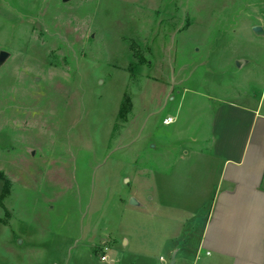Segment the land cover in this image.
I'll use <instances>...</instances> for the list:
<instances>
[{"label":"rangeland","instance_id":"374dc122","mask_svg":"<svg viewBox=\"0 0 264 264\" xmlns=\"http://www.w3.org/2000/svg\"><path fill=\"white\" fill-rule=\"evenodd\" d=\"M255 25L264 0H0V264H73L101 162L264 102Z\"/></svg>","mask_w":264,"mask_h":264},{"label":"crops","instance_id":"0c3cea01","mask_svg":"<svg viewBox=\"0 0 264 264\" xmlns=\"http://www.w3.org/2000/svg\"><path fill=\"white\" fill-rule=\"evenodd\" d=\"M206 98L207 125L153 146L165 155L100 163L73 264H264L262 95L218 99L213 111Z\"/></svg>","mask_w":264,"mask_h":264},{"label":"water","instance_id":"95a60500","mask_svg":"<svg viewBox=\"0 0 264 264\" xmlns=\"http://www.w3.org/2000/svg\"><path fill=\"white\" fill-rule=\"evenodd\" d=\"M64 2H67L69 0H63ZM253 31L257 34H262L264 32L263 28L259 25L253 26ZM10 53L7 50H1L0 51V65L9 57ZM242 64V60H237L236 65L240 66ZM131 203H136V200L134 198L131 199ZM174 261L171 260L169 264H173Z\"/></svg>","mask_w":264,"mask_h":264},{"label":"built area","instance_id":"2783aa9c","mask_svg":"<svg viewBox=\"0 0 264 264\" xmlns=\"http://www.w3.org/2000/svg\"><path fill=\"white\" fill-rule=\"evenodd\" d=\"M173 121V118L171 116H167L166 118H164V123L169 124ZM106 250L107 247L104 246L103 250L101 252H99V255L101 257L102 260L106 259Z\"/></svg>","mask_w":264,"mask_h":264}]
</instances>
